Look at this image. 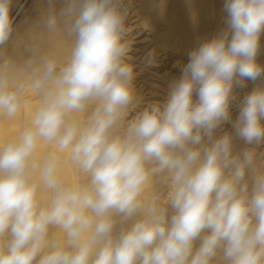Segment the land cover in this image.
<instances>
[{
	"label": "clouds",
	"instance_id": "9594fccd",
	"mask_svg": "<svg viewBox=\"0 0 264 264\" xmlns=\"http://www.w3.org/2000/svg\"><path fill=\"white\" fill-rule=\"evenodd\" d=\"M11 7L0 264H264V0H224V27L131 118L125 0H46L9 54Z\"/></svg>",
	"mask_w": 264,
	"mask_h": 264
},
{
	"label": "bare ground",
	"instance_id": "6f19581e",
	"mask_svg": "<svg viewBox=\"0 0 264 264\" xmlns=\"http://www.w3.org/2000/svg\"><path fill=\"white\" fill-rule=\"evenodd\" d=\"M125 2L128 5L126 26L129 29L125 38L131 45L137 43L134 50L136 52L139 50L138 53L141 55L137 58L135 54L137 60L133 57L132 60H135L133 63L130 61L132 55L129 56L130 59L126 58L128 63L138 65L134 67L133 81L138 101L129 116L131 118L148 102L156 100L154 98L165 100L169 83L179 78V74L173 75L172 72L175 65L181 67L188 63L191 50L224 27L226 13L223 11L224 0H125ZM217 5L218 7L221 5L220 9ZM45 7L46 0H12L14 32L6 46L7 53L11 54L17 49ZM204 18H212L214 27L210 26L214 28V31L211 30L213 34L209 32L208 24L204 26L206 22L203 21ZM261 36L264 39V34ZM258 59L259 62L263 60ZM261 63L264 64V61Z\"/></svg>",
	"mask_w": 264,
	"mask_h": 264
},
{
	"label": "rangeland",
	"instance_id": "374dc122",
	"mask_svg": "<svg viewBox=\"0 0 264 264\" xmlns=\"http://www.w3.org/2000/svg\"><path fill=\"white\" fill-rule=\"evenodd\" d=\"M215 1V0H214ZM218 1H220V0H218ZM221 5H219V7H220ZM218 7V5H217V8L218 9H220ZM212 17V16H211ZM209 18V17H208ZM206 19V18H204V19H206V20H204L203 19V21L205 22H207V20H208V23H204V26H207V24H208V26L210 27V28H208V29H210V31L209 32H211V30L212 31H214V28H212L211 26H213L214 27V22H213V20H212V18L214 19V17H212V18H210V19ZM211 20V21H210ZM210 21V22H209ZM206 24V25H205ZM211 25V26H210ZM212 33V32H211ZM213 34V33H212ZM216 33H214L213 35H215ZM212 36V35H211ZM264 37V36H263ZM261 43L262 42H264V39L262 38V36H261ZM135 43V42H134ZM132 43V45L130 46V50H129V52H128V54H127V58H129L130 59V57L129 56H131V59H130V61L132 62H135V60H132V59H134L135 58V54H137V58H140L141 57V55L138 53V51L136 52L135 50H134V48L136 47V44L137 43ZM263 44V45H262ZM261 44V46H263L264 47V43H262ZM263 47L260 49V53H259V56H258V58H260V60L261 59H263V60H261L262 62L264 61V49H263ZM134 53V54H133ZM138 54H139V56H138ZM134 55V56H133ZM263 55V56H262ZM134 57V58H133ZM137 58H135L136 60H137ZM260 61V62H261ZM132 62V63H133ZM144 62V61H143ZM147 64V63H146ZM145 64V66H147ZM175 64V63H174ZM173 64V65H174ZM187 64V63H186ZM185 64V65H186ZM185 65H183V66H181V67H178L177 65H175V69L173 68V70L174 71H172L173 72V75H177V74H179V76L181 75V72H182V69H183V67L185 66ZM134 67H136V66H138L137 64H135V65H133ZM177 67V68H176ZM252 87H253V84L251 83V82H246V87L245 88H243V89H238V88H235L234 89V92L236 93V100L235 101H233V112L235 113L236 111H237V105L239 104V102H240V100L243 98V96L248 92V91H250L251 89H252ZM154 99H156V100H152V101H160L161 103H163L164 101H162V100H159V98H154ZM194 99H195V95H194Z\"/></svg>",
	"mask_w": 264,
	"mask_h": 264
}]
</instances>
